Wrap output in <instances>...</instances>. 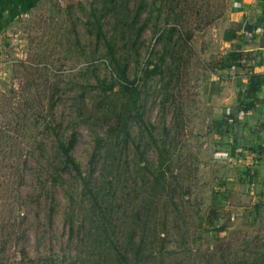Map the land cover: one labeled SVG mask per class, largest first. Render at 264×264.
<instances>
[{
    "label": "rangeland",
    "instance_id": "obj_1",
    "mask_svg": "<svg viewBox=\"0 0 264 264\" xmlns=\"http://www.w3.org/2000/svg\"><path fill=\"white\" fill-rule=\"evenodd\" d=\"M5 1L0 264H264V105L233 0Z\"/></svg>",
    "mask_w": 264,
    "mask_h": 264
},
{
    "label": "crops",
    "instance_id": "obj_2",
    "mask_svg": "<svg viewBox=\"0 0 264 264\" xmlns=\"http://www.w3.org/2000/svg\"><path fill=\"white\" fill-rule=\"evenodd\" d=\"M232 9L234 15L232 18L236 17L243 21V33L239 37L245 42L243 50L252 52L256 58L254 72L259 74L260 89L257 97L262 98L264 105V0H233ZM240 81L243 84L245 79L240 78Z\"/></svg>",
    "mask_w": 264,
    "mask_h": 264
},
{
    "label": "trees",
    "instance_id": "obj_3",
    "mask_svg": "<svg viewBox=\"0 0 264 264\" xmlns=\"http://www.w3.org/2000/svg\"><path fill=\"white\" fill-rule=\"evenodd\" d=\"M5 2L7 3L8 0H6ZM126 70H127L126 66H123V67H119L118 66V72H119L120 77L122 78V80H126L127 79ZM117 119H118V122H116V124H114L113 126H110L109 132L110 133L116 132L118 134L126 133L127 132V125H126V122H125V119H124V114L123 113L118 114L117 115ZM75 142H76V136H75V134H72L70 139L68 140V142L66 144L60 142L59 143V147H60V150L62 151L63 155L65 156L66 163H68L71 166V168L74 169V171L76 173L81 175L80 174V168H79L78 164L75 162L74 158L71 155V150L73 149ZM82 179L84 181L85 190H87L89 193H92V190H91V188L89 186V182L86 181L84 178H82ZM118 251L119 250H117V252ZM121 256H122V258L124 260H126L125 254H121Z\"/></svg>",
    "mask_w": 264,
    "mask_h": 264
},
{
    "label": "water",
    "instance_id": "obj_4",
    "mask_svg": "<svg viewBox=\"0 0 264 264\" xmlns=\"http://www.w3.org/2000/svg\"><path fill=\"white\" fill-rule=\"evenodd\" d=\"M61 2H64L65 0H60Z\"/></svg>",
    "mask_w": 264,
    "mask_h": 264
}]
</instances>
